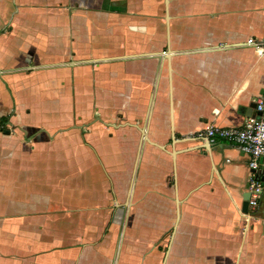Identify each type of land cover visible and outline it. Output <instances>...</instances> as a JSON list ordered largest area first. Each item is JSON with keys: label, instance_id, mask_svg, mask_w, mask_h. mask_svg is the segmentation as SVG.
<instances>
[{"label": "crops", "instance_id": "obj_1", "mask_svg": "<svg viewBox=\"0 0 264 264\" xmlns=\"http://www.w3.org/2000/svg\"><path fill=\"white\" fill-rule=\"evenodd\" d=\"M250 36L264 0H0V264H264L250 155L195 136L256 113Z\"/></svg>", "mask_w": 264, "mask_h": 264}, {"label": "built area", "instance_id": "obj_2", "mask_svg": "<svg viewBox=\"0 0 264 264\" xmlns=\"http://www.w3.org/2000/svg\"><path fill=\"white\" fill-rule=\"evenodd\" d=\"M246 43L264 54V38L250 36ZM220 46H224L220 44ZM256 113L248 115L241 126H224L209 124L205 129L196 132L195 136L206 137L210 141L229 140L236 143L250 155V191L249 205L256 207L264 193V178L258 173L259 159L264 156V90L255 100Z\"/></svg>", "mask_w": 264, "mask_h": 264}, {"label": "trees", "instance_id": "obj_3", "mask_svg": "<svg viewBox=\"0 0 264 264\" xmlns=\"http://www.w3.org/2000/svg\"><path fill=\"white\" fill-rule=\"evenodd\" d=\"M10 116H11L10 113L9 114H4V115H0V128L5 133H8L10 131V129L7 127V124L9 122Z\"/></svg>", "mask_w": 264, "mask_h": 264}, {"label": "water", "instance_id": "obj_4", "mask_svg": "<svg viewBox=\"0 0 264 264\" xmlns=\"http://www.w3.org/2000/svg\"><path fill=\"white\" fill-rule=\"evenodd\" d=\"M168 1V0H167ZM168 17V16H167ZM249 199H250V196H249V198L248 199H246L244 202H243V204H242V210H243V212H248V210H249Z\"/></svg>", "mask_w": 264, "mask_h": 264}, {"label": "rangeland", "instance_id": "obj_5", "mask_svg": "<svg viewBox=\"0 0 264 264\" xmlns=\"http://www.w3.org/2000/svg\"><path fill=\"white\" fill-rule=\"evenodd\" d=\"M138 244H139V243H138ZM138 244H137V245H138Z\"/></svg>", "mask_w": 264, "mask_h": 264}]
</instances>
